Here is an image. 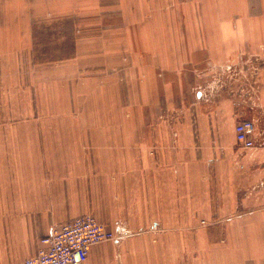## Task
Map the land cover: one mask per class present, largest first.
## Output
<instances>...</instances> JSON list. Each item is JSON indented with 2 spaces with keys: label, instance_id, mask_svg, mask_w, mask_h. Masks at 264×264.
<instances>
[{
  "label": "crops",
  "instance_id": "obj_1",
  "mask_svg": "<svg viewBox=\"0 0 264 264\" xmlns=\"http://www.w3.org/2000/svg\"><path fill=\"white\" fill-rule=\"evenodd\" d=\"M240 56L264 0H0V264L86 213L138 231L83 264H264Z\"/></svg>",
  "mask_w": 264,
  "mask_h": 264
},
{
  "label": "built area",
  "instance_id": "obj_2",
  "mask_svg": "<svg viewBox=\"0 0 264 264\" xmlns=\"http://www.w3.org/2000/svg\"><path fill=\"white\" fill-rule=\"evenodd\" d=\"M253 57L240 56L234 61L250 63ZM232 62L226 64L228 69L232 68ZM259 105L258 117L245 118L235 124L239 148L251 154L264 148V102ZM240 165L244 166L242 163ZM128 234L129 230L125 228L113 230L96 216L81 214L54 226L51 232L41 239L43 246L38 254L26 258L20 264H83L87 261L93 245L108 240H121Z\"/></svg>",
  "mask_w": 264,
  "mask_h": 264
},
{
  "label": "rangeland",
  "instance_id": "obj_3",
  "mask_svg": "<svg viewBox=\"0 0 264 264\" xmlns=\"http://www.w3.org/2000/svg\"><path fill=\"white\" fill-rule=\"evenodd\" d=\"M260 62L261 61L259 59H255V57H253L252 60H250V63L252 64L250 70H252V72H253V74L255 76L253 74H252V76H251V74L249 75L248 72H246V75H245L244 71H245L246 67L243 68L242 70L240 69L241 72L239 73V76H238V77H241V79H240L241 81L240 82H242V87H240V92H242V91L245 92V99L244 100L247 103H249V104L251 103V107L254 104V102H256L257 105H253V106L254 107H258V108H260V105L259 104H261V103L264 102V100L262 98L263 95H261V93H263V91H264V88H263V83L261 84V82H262L261 81V77H260L261 76V73H259V70L260 69H258L260 66L261 67H264V65L259 64ZM253 66H255V67L253 68ZM262 69L263 68H261V71L260 72H262ZM227 71H230L231 72L230 69L227 70ZM254 71H256V74L254 73ZM234 73H235L234 76H236V71ZM241 155H243V154H241ZM240 163H241V161H240ZM240 170L241 171H244L243 168H240ZM88 214H92V213H88ZM92 215H94V214H92ZM204 221H202L203 224L205 223ZM106 225L108 226V224H106ZM198 225L200 226V224H198ZM137 231L138 230H136V229H131V230H129V234H134Z\"/></svg>",
  "mask_w": 264,
  "mask_h": 264
},
{
  "label": "bare ground",
  "instance_id": "obj_4",
  "mask_svg": "<svg viewBox=\"0 0 264 264\" xmlns=\"http://www.w3.org/2000/svg\"><path fill=\"white\" fill-rule=\"evenodd\" d=\"M125 228V227H124Z\"/></svg>",
  "mask_w": 264,
  "mask_h": 264
}]
</instances>
